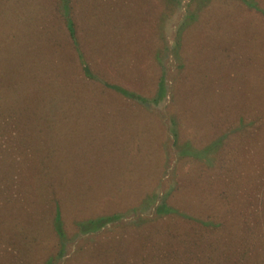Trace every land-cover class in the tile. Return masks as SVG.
<instances>
[{"label": "rangeland", "instance_id": "obj_1", "mask_svg": "<svg viewBox=\"0 0 264 264\" xmlns=\"http://www.w3.org/2000/svg\"><path fill=\"white\" fill-rule=\"evenodd\" d=\"M54 1L0 0V264H45L60 249L58 264H149L203 232L200 219L264 227V0L258 12L239 0H73L81 60ZM164 200L198 219H149ZM111 214L126 226L77 241V224ZM256 248L246 264H264Z\"/></svg>", "mask_w": 264, "mask_h": 264}, {"label": "trees", "instance_id": "obj_2", "mask_svg": "<svg viewBox=\"0 0 264 264\" xmlns=\"http://www.w3.org/2000/svg\"><path fill=\"white\" fill-rule=\"evenodd\" d=\"M239 1L245 7H248L252 10L255 9L256 12H258L257 11L258 7L257 5H255L257 4L256 0H239ZM72 3H73V0H55L54 8L56 9L57 13L61 15L60 17L61 23L64 26L65 30L68 32L69 37L72 40L71 42L72 45L75 47L76 51L78 50L77 58L81 60V55H80L81 53L79 52L80 50L78 49V41L76 40V33H77L76 25H75L74 19H72L73 16L71 15V11L73 10ZM60 7L63 8L62 13L59 12ZM194 9H195L194 7H190L186 9L187 10L186 15L189 18V19L187 18L186 19L188 21L193 20L192 13ZM80 62L81 63L79 67L84 77L89 80H96V78L93 76L87 63L85 62L83 63V61H80ZM159 85H160V90H162L163 94L162 92H160V95H158L157 98L161 97L163 99L165 93H164L163 88H161L162 84L160 83ZM104 86L107 89L112 90L115 93H118L121 97H124L127 99L137 98V99H140L143 103L149 102V103H152L153 105L157 103L155 98L150 101L144 98H138L133 92L127 91L126 89L121 88L117 85L104 83ZM159 103L160 101H158L157 105H159ZM244 122H245V119L243 120V118H239L238 127L237 129L236 128L234 129L236 133L241 134L244 130L247 129L244 126ZM174 138L176 140V136H174ZM165 189L167 191L170 188L169 187L167 188L165 186ZM167 193L168 192H166V195ZM170 195H172L171 192H170ZM165 200L160 201L159 204H157V202L156 204H153L152 210L154 211V214H153V217L149 219H152L155 222H158L161 219L165 218L166 216H174V215L181 216V218L188 219L189 221L194 220L196 222V219H198L193 216L190 217V216L185 215L184 213L179 211L177 208L171 207L172 205L169 206V204ZM227 203H228L227 205L224 204L226 205V208H227L226 212L231 211V209L229 208V202ZM52 208H53V211H51V217L54 216L53 218L54 225H55L54 231H55L56 237L58 238V242L56 241V243H58V245H61L62 243H64V239L67 236L63 229L59 204L54 203ZM261 214L264 216V208H262L258 217H260ZM231 218L234 219L233 214L231 215ZM231 218L228 220L230 222L227 223V226H221V227H218V225L212 221H207L204 219L198 220V224L201 226V228L204 229L203 232L201 229L198 234L197 233L193 234L192 240L190 241L188 240L184 242L183 244H181L180 241L172 240L171 245H175V246H171V245L170 246L171 248L174 247L173 250H175L178 246H180L177 249V251L174 254L170 253L168 256L167 252L164 250L163 254L158 256V258L156 257L157 254L154 253L155 259L151 258L152 260H150L148 258L149 264H151L152 261L155 264H166L167 261H169L170 259L172 261L175 260V256L183 257V255L185 254H188V255L191 254V256H200V253L204 255L205 259L199 260L202 262H197V264H246L247 262H245L244 260L249 255L252 254L253 249L257 250L256 248L257 246L261 248L260 249L261 251H264V245L262 241V239H264V227L259 225L258 223L256 225L255 224L253 225V222L251 223L250 220H247V218L243 222H238V221L231 222ZM154 221H151V223H153ZM249 223L251 226H249ZM118 225L126 226L125 221H123V215L111 214V215H106L105 217H101L98 219L83 221L82 223H79L76 225L77 228L73 230L72 233L73 235H76L77 233L80 235V238L77 241H80V243L82 244V241H84L85 238L91 237L93 234L99 232V230L105 229L109 226L110 231H111ZM12 226L23 227L24 229V226H19L16 222L14 223L13 220H12ZM7 236L8 235L4 236V240L11 239L9 236L8 237ZM160 243L166 244L165 241L160 240L156 243V246L158 247ZM243 243H245L244 245L245 249H240V251H236V248H238L239 245L241 248V244L243 245ZM85 245L89 247L93 244L86 243ZM153 248H156V247L153 245ZM81 250H83V248L77 247V249H75L74 251L73 256L74 257L79 256L80 255L79 252ZM179 251H182V253H180ZM66 253H67V249L65 250L60 249L57 254L58 256L49 257L45 261V264H58L62 260V258L66 256ZM146 254L148 257H150L152 256L153 252L146 251ZM167 257H168V260H167ZM253 257L254 255H252L251 260L253 259ZM53 258H56L55 262ZM57 261L58 263H56ZM187 264H190L189 261L187 262Z\"/></svg>", "mask_w": 264, "mask_h": 264}]
</instances>
